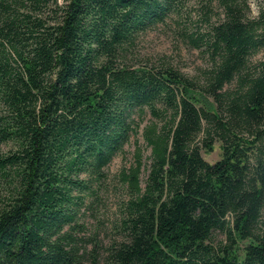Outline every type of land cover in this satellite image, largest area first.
<instances>
[{"label": "trees", "instance_id": "16d2710c", "mask_svg": "<svg viewBox=\"0 0 264 264\" xmlns=\"http://www.w3.org/2000/svg\"><path fill=\"white\" fill-rule=\"evenodd\" d=\"M0 264H264V0H0Z\"/></svg>", "mask_w": 264, "mask_h": 264}, {"label": "rangeland", "instance_id": "374dc122", "mask_svg": "<svg viewBox=\"0 0 264 264\" xmlns=\"http://www.w3.org/2000/svg\"><path fill=\"white\" fill-rule=\"evenodd\" d=\"M140 51L143 54L153 57L154 61L160 60L162 56H168V59H170L177 68L191 76L196 75L199 69L206 64L204 58L200 54V50L189 48L184 43L174 39L172 34L162 32L161 30L151 31L146 35L140 44ZM126 149V154L119 155L112 162L109 170L111 174H118L123 167L130 164L135 148L132 146ZM221 152V145L217 143L213 151L204 152V157L210 162H215L220 158ZM145 153L148 154L149 151L145 149ZM120 197V193H111L108 197L106 209L110 212L116 211ZM222 237L223 235L219 234V238Z\"/></svg>", "mask_w": 264, "mask_h": 264}]
</instances>
